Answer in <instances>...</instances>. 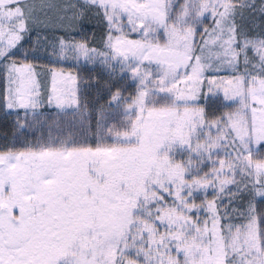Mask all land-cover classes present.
Here are the masks:
<instances>
[{"label": "snow or ice", "instance_id": "snow-or-ice-1", "mask_svg": "<svg viewBox=\"0 0 264 264\" xmlns=\"http://www.w3.org/2000/svg\"><path fill=\"white\" fill-rule=\"evenodd\" d=\"M0 264H264V0H0Z\"/></svg>", "mask_w": 264, "mask_h": 264}, {"label": "trees", "instance_id": "trees-1", "mask_svg": "<svg viewBox=\"0 0 264 264\" xmlns=\"http://www.w3.org/2000/svg\"><path fill=\"white\" fill-rule=\"evenodd\" d=\"M5 126V120H0V133L3 132Z\"/></svg>", "mask_w": 264, "mask_h": 264}, {"label": "rangeland", "instance_id": "rangeland-1", "mask_svg": "<svg viewBox=\"0 0 264 264\" xmlns=\"http://www.w3.org/2000/svg\"><path fill=\"white\" fill-rule=\"evenodd\" d=\"M0 120H5V118L3 117V114L2 113H0Z\"/></svg>", "mask_w": 264, "mask_h": 264}]
</instances>
